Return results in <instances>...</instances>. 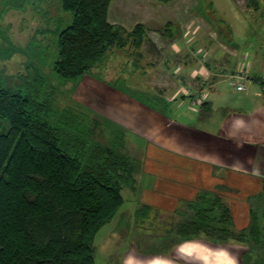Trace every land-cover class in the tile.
I'll use <instances>...</instances> for the list:
<instances>
[{"label":"trees","instance_id":"16d2710c","mask_svg":"<svg viewBox=\"0 0 264 264\" xmlns=\"http://www.w3.org/2000/svg\"><path fill=\"white\" fill-rule=\"evenodd\" d=\"M58 2L72 17L55 33L53 70L62 78L95 77L92 68L106 62L121 32L146 39L142 24L128 31L108 21L110 0ZM18 77L17 89L0 81V264H94L95 235L122 205V187L135 185L139 164L124 150L121 129L105 139L101 118L91 125L82 109L57 107L40 72ZM98 82L109 97L119 90L108 79ZM263 194L264 185L257 195ZM253 211L237 228L226 198L201 189L172 212L178 220L168 228L170 241L258 248V256L244 260L264 264V207Z\"/></svg>","mask_w":264,"mask_h":264},{"label":"rangeland","instance_id":"374dc122","mask_svg":"<svg viewBox=\"0 0 264 264\" xmlns=\"http://www.w3.org/2000/svg\"><path fill=\"white\" fill-rule=\"evenodd\" d=\"M216 1L223 6V13L211 11L206 2H199V5L201 9L208 12L207 14L212 18L223 41L226 44L229 43V46H239L238 61H241V58L244 59L246 54L249 57L248 60L252 59L254 49L264 54V0H250L245 11L249 24L247 32L240 20L236 18L235 4H230L232 8L230 10L226 0ZM138 14L137 11H131L128 14V21H135ZM240 17H242L241 13ZM71 18V13L62 10L58 0H0V81L3 85L17 89L23 87L18 76H25L27 72L30 75L37 71L40 72L45 79V89L52 93L59 109L71 107L78 112L82 109V113L86 115V120L91 125L101 118L100 127L104 130L105 139L108 140L113 135V131L121 129L124 150L138 161L142 150L138 144L147 143V137L143 133L146 131L143 128L146 126L143 124L145 123L144 115L135 113L134 118L132 113L136 112L137 106L128 110V114L127 110L123 109L119 115L125 120L126 125L118 122L116 127L117 123L111 116L116 107L115 104L112 105L109 97L110 89L98 87L100 86L98 80H110V85L118 88L122 93L137 97V101L145 102L149 107H157L158 110L166 111V113L168 111L167 116L175 110L170 108L173 103L167 102L166 94H171L176 90L182 80L172 72L173 67H170L171 69L168 67L172 61L171 58L167 59L165 55L153 51L147 39L140 40L124 32L120 33V39L117 45H113L106 62L92 68V74L95 75L93 78L98 80L87 76L71 80L60 77L53 70L57 52L55 33L67 25ZM229 33H232L230 38ZM120 43L122 45H119ZM196 51L195 49L190 50L191 58H195L198 64H202L207 58L206 52ZM159 63L163 65L161 67L163 71L158 67ZM191 82L183 83L184 89L195 87L199 93L203 86L200 83ZM222 84L226 88L225 100L220 103L219 108L225 109L224 106H227L226 108L236 111L226 112L225 110L226 113L223 114L220 109H217L212 117L206 118L207 122L202 127L219 137L243 141V148L254 154L257 149H260L257 146L264 143L262 89L257 84L250 89L237 91L234 87H230L226 80ZM150 90H153L155 95ZM160 90L165 91L166 94L160 93ZM96 93H99L101 98ZM176 117L178 118V115ZM135 189L124 187L121 190L123 205L97 231L93 243L94 264H165L162 259L169 258L175 251L178 242L170 241L173 239V234H170L171 231L168 228H174L173 225L177 222L178 215L174 216L168 212L153 214L143 211L140 213L142 218L135 217L132 210L140 200V188ZM256 195V193L251 194L247 201L252 213L256 209L261 212L264 207V194ZM230 248L236 251L238 256L234 264H243L242 261L244 264H252L250 261H245L244 257L248 259V256L260 254L258 248L251 250L245 245L241 248L231 243ZM214 260L216 264L227 262H220L221 259L217 258ZM166 264H169L168 260ZM226 264L232 263L227 262Z\"/></svg>","mask_w":264,"mask_h":264},{"label":"crops","instance_id":"0c3cea01","mask_svg":"<svg viewBox=\"0 0 264 264\" xmlns=\"http://www.w3.org/2000/svg\"><path fill=\"white\" fill-rule=\"evenodd\" d=\"M199 2H206L211 11H224L216 0H110L108 21L128 31L142 24L145 27V37L152 45L151 49L165 55L167 59L171 58L168 67H173L172 72L182 80L171 94L167 95L160 90V93L166 94L167 102L175 105L170 107L175 112H170L168 116V111L166 113L157 107H149L145 102L137 101V97L120 90L110 96L112 105L115 104L116 107L111 115L116 120H113L116 125L118 122L126 125L119 112L124 109L128 114V110L134 106L137 108L132 115L134 118L136 114L144 115L143 124L146 125L143 133L147 137V143L138 144L142 150L137 161L136 183L133 187L125 185L122 189L140 188V200L132 210L135 217L142 206H149L145 211L153 214L181 210L184 203L193 200L201 189H217L231 208L235 226L242 228L250 220L248 197L260 192L264 183V143L257 146L260 149L251 154L243 148V141L219 137L206 131L202 125L207 122L206 118L212 117L220 109V103L225 100L226 88L222 83L225 80L227 82L229 74L246 67V64L249 78L243 82V90L259 84L264 96V54L254 49L253 60H248L246 54L245 60L241 58L238 61L239 46H229V43L223 41L212 18L205 9H201ZM226 2L230 10V4H235L236 18L247 32L249 24L245 11L250 0ZM131 11L139 14L135 21L129 22L128 14ZM240 13L244 19L240 17ZM224 24L230 27L227 23ZM231 35L229 33V38ZM191 49L206 52L205 62L198 64L195 58H191ZM160 63L158 67L163 71ZM188 81L197 84L205 81V106L200 107L201 104L191 102L187 89L197 91L195 87L184 89L183 83ZM150 91L155 95L153 90ZM226 107L220 109L223 114L236 111ZM198 123L201 125H197ZM230 244H214L203 239L181 241L177 243L173 254L168 255L169 258L164 257L162 262L166 264L168 260L169 264H216L214 259L217 258L221 259L220 262L234 264L238 256L230 248ZM235 244L243 248L241 244Z\"/></svg>","mask_w":264,"mask_h":264},{"label":"built area","instance_id":"2783aa9c","mask_svg":"<svg viewBox=\"0 0 264 264\" xmlns=\"http://www.w3.org/2000/svg\"><path fill=\"white\" fill-rule=\"evenodd\" d=\"M245 66L246 67L237 69L227 77L228 85L234 87L236 90H243V82L249 78L247 64ZM200 85L203 86V88L199 91V93L191 91L190 89H187L186 91L191 97V102L196 105H200L206 96V92L203 90L206 85L205 81H201Z\"/></svg>","mask_w":264,"mask_h":264}]
</instances>
